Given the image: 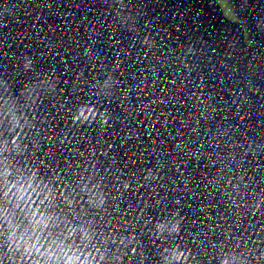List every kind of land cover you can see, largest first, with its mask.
<instances>
[{"label":"clouds","instance_id":"clouds-1","mask_svg":"<svg viewBox=\"0 0 264 264\" xmlns=\"http://www.w3.org/2000/svg\"><path fill=\"white\" fill-rule=\"evenodd\" d=\"M27 63L30 65L31 61L28 60ZM115 83V80H104L97 95L103 96L104 90H111ZM23 100L21 105L16 97H4L0 103V111L3 113L0 120L6 125L0 129L3 133L0 138V246H3L0 261L4 264H33V261L35 264H108L110 257L107 256V243L102 250L96 239L98 228L86 225L70 233L60 219L61 213L70 215L69 208L75 199L74 196H69V190L61 187L58 193L59 184L38 178V168L22 171L23 165L18 167L14 163L17 158L25 155L23 141L32 135L29 130L31 121L24 109L34 101L32 97L25 96ZM71 119L82 126L89 124L88 121L79 120L75 111ZM97 119L100 126L108 125L107 110L97 112L92 123ZM37 145L34 144V147L37 148ZM31 159V153L28 152L27 160ZM57 177L53 175L50 179L56 182ZM233 202L240 203L239 200ZM22 206H35L39 212L36 216L30 214L22 217ZM256 206L259 207V204ZM182 223V218L177 214L168 225L157 226L155 231L161 235L166 232L168 237L179 236L182 233ZM119 242L125 243L122 238ZM173 243L176 247L161 248L160 264H193L195 256L192 250L177 241ZM248 251L251 252V249ZM235 257H239L238 264H246L241 256ZM228 259L229 255L225 254L223 260L219 259V264H226Z\"/></svg>","mask_w":264,"mask_h":264}]
</instances>
